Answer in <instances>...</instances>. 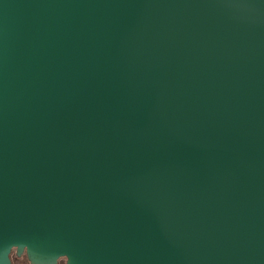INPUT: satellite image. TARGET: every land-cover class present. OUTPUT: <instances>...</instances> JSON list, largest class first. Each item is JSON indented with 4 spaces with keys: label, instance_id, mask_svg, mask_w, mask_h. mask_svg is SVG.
I'll list each match as a JSON object with an SVG mask.
<instances>
[{
    "label": "water",
    "instance_id": "95a60500",
    "mask_svg": "<svg viewBox=\"0 0 264 264\" xmlns=\"http://www.w3.org/2000/svg\"><path fill=\"white\" fill-rule=\"evenodd\" d=\"M264 264V0H0V264Z\"/></svg>",
    "mask_w": 264,
    "mask_h": 264
},
{
    "label": "flooded vegetation",
    "instance_id": "af4514ba",
    "mask_svg": "<svg viewBox=\"0 0 264 264\" xmlns=\"http://www.w3.org/2000/svg\"><path fill=\"white\" fill-rule=\"evenodd\" d=\"M10 261L11 264H34L28 259L25 251L18 253L16 249L11 250ZM55 264H65V259L63 257L58 258Z\"/></svg>",
    "mask_w": 264,
    "mask_h": 264
}]
</instances>
